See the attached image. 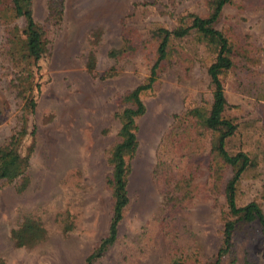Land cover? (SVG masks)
Segmentation results:
<instances>
[{"label":"rangeland","instance_id":"obj_1","mask_svg":"<svg viewBox=\"0 0 264 264\" xmlns=\"http://www.w3.org/2000/svg\"><path fill=\"white\" fill-rule=\"evenodd\" d=\"M31 1L49 56L39 76L31 71L39 91L27 186L19 192V182H0V258L4 264H83L106 234L107 159L117 142V114L156 59L153 32L172 30L180 19L186 25L188 15L207 17L212 0H63L62 22L55 27L45 22L47 1ZM23 25L10 6H0V148L20 125L21 85L5 42L9 31L16 28L19 35ZM213 28L227 40L232 62L219 76L223 117L235 125L225 150L254 162L236 185L235 202H254L264 215V0H230ZM92 31L98 35L96 64L88 73ZM166 53L150 89L140 94L144 113L135 119L137 147L116 241L95 264H171L173 257L211 264L220 247L230 170L210 152L212 133L190 115L209 109L206 69L215 52L191 32L171 40ZM26 215L41 222L46 236L15 248L9 233ZM231 244L219 264H264V238L256 225L237 227Z\"/></svg>","mask_w":264,"mask_h":264},{"label":"trees","instance_id":"obj_2","mask_svg":"<svg viewBox=\"0 0 264 264\" xmlns=\"http://www.w3.org/2000/svg\"><path fill=\"white\" fill-rule=\"evenodd\" d=\"M46 1L45 22L54 27L60 25L63 18L64 1ZM229 3L230 0H212L209 3L210 12L207 17L188 15L189 22L186 25L181 24L180 19V25L172 30L157 28L153 32L158 39L156 59L145 83L136 86L122 98V101L129 106L117 114L119 122L117 142L110 149L107 159L110 173L106 184L110 189L111 215L106 234L85 257L83 264H95L116 241L117 227L128 202L126 188L130 172L129 163L137 147L135 119L144 113L140 94L149 90L154 82L155 70L159 63L166 58L169 42L182 39L191 32L212 48L215 57L206 69L211 86L209 109L205 113L201 109H194L190 111V115L199 122L202 128L212 133L210 152L222 166L230 170V176L223 186V198L228 218L222 225L220 247L211 264H219L220 259L230 253L232 234L239 226L256 225L264 238V215L258 205L249 202L244 206H237L235 202L236 185L242 174L254 166V162L245 153L238 152L230 155L225 150V141L233 135L235 125L231 120L223 117L226 102L219 76L231 68L232 62L227 40L213 28V24L218 19L222 8ZM4 5L10 6L13 12L23 19L24 25L19 35L14 31L16 28L9 31L12 34L5 42V54L18 69L14 79L17 81L18 87L21 85L19 99L22 108L19 127L9 137L7 143L0 148V182H19L17 190L22 192L27 186L29 159L34 149L35 126L32 117L36 94L39 91V84L34 82L31 71L34 70V75L39 76L40 67L47 62L48 40L41 27L33 19L31 0H0V6ZM97 40V33L90 32L87 37L89 47L84 62V68L88 73L94 72L95 69L96 59L92 48ZM116 54L117 52L111 51L108 53V57L114 58ZM25 67H29L31 70L26 72ZM45 236L46 231L41 222L29 215L24 216L19 225L9 233L10 241L15 248L32 247L42 242ZM179 259L173 257L171 264H183ZM0 264H4L1 258Z\"/></svg>","mask_w":264,"mask_h":264}]
</instances>
